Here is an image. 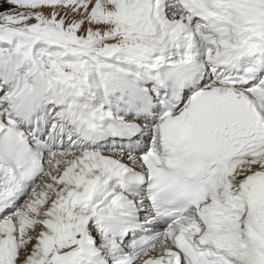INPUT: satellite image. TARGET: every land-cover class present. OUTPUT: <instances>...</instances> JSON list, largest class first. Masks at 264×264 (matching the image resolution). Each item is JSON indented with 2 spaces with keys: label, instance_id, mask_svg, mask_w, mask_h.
<instances>
[{
  "label": "snow or ice",
  "instance_id": "snow-or-ice-1",
  "mask_svg": "<svg viewBox=\"0 0 264 264\" xmlns=\"http://www.w3.org/2000/svg\"><path fill=\"white\" fill-rule=\"evenodd\" d=\"M0 264H264V0H0Z\"/></svg>",
  "mask_w": 264,
  "mask_h": 264
}]
</instances>
